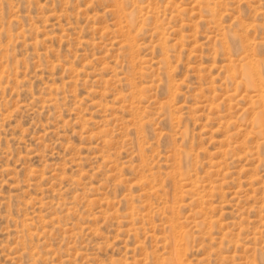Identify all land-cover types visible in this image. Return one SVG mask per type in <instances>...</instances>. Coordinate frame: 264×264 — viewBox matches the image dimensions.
Instances as JSON below:
<instances>
[{"label": "rangeland", "instance_id": "374dc122", "mask_svg": "<svg viewBox=\"0 0 264 264\" xmlns=\"http://www.w3.org/2000/svg\"><path fill=\"white\" fill-rule=\"evenodd\" d=\"M0 264H264V0H0Z\"/></svg>", "mask_w": 264, "mask_h": 264}]
</instances>
